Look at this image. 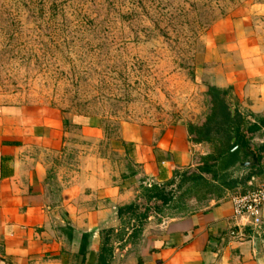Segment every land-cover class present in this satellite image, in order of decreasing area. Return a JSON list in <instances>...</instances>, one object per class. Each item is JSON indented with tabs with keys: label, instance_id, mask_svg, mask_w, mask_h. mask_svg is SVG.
<instances>
[{
	"label": "crops",
	"instance_id": "crops-1",
	"mask_svg": "<svg viewBox=\"0 0 264 264\" xmlns=\"http://www.w3.org/2000/svg\"><path fill=\"white\" fill-rule=\"evenodd\" d=\"M208 42L200 75L208 87L226 92L229 115V130L223 132L229 148L209 161L204 157L210 150L191 142L184 126H126L109 144L118 154L128 151L127 177L112 178L88 156L70 174H53L54 160L73 134L98 139L97 128L52 109L0 108V264H100V255L107 264H264V205L262 225L251 227L247 218L233 217L228 199L234 191L264 183V141H259L264 133V3L219 22ZM225 125L220 117L217 128ZM250 125L259 130L242 147L238 137ZM201 159L215 163L214 176L201 177L209 187L217 186V194L179 202L181 209L196 206L193 211L154 213L156 219L146 212L141 218L142 205L160 212L168 204L143 201L144 181L164 194L166 184L184 195L198 194L204 188L189 192L188 183H178ZM128 206L133 210L124 211ZM235 226L244 235L241 242L227 236ZM82 235L86 246L80 256Z\"/></svg>",
	"mask_w": 264,
	"mask_h": 264
},
{
	"label": "rangeland",
	"instance_id": "rangeland-1",
	"mask_svg": "<svg viewBox=\"0 0 264 264\" xmlns=\"http://www.w3.org/2000/svg\"><path fill=\"white\" fill-rule=\"evenodd\" d=\"M256 3L264 0H0V108L52 109L97 128L98 139L73 134L53 174H70L88 156L112 178L127 177L128 151L109 144L126 126H184L191 142L210 150L202 158L209 161L229 148L200 75L209 33ZM172 185L163 210L141 206L148 216L196 210L179 202L218 189L189 196Z\"/></svg>",
	"mask_w": 264,
	"mask_h": 264
},
{
	"label": "trees",
	"instance_id": "trees-1",
	"mask_svg": "<svg viewBox=\"0 0 264 264\" xmlns=\"http://www.w3.org/2000/svg\"><path fill=\"white\" fill-rule=\"evenodd\" d=\"M207 92L211 95L212 100L218 105L219 114L221 117V123L223 125H225L227 123V121L229 120V115L226 112V107L224 106V96H225L226 92L225 91H218L217 89H214L213 87H208ZM234 118H235V116L232 114L231 119L234 120ZM239 125H240V122H239ZM225 126H224L225 128L220 127L224 133L227 132V130H229V125L227 124ZM257 130H259V128L257 126H253V125H250L246 129H244L243 132L240 133V137H238L239 144L242 147H246V141H247L246 137H249L250 134H252L253 132H256ZM252 152H253V154L255 153L254 150L249 151V153H251V154H252ZM228 153H230V151H228ZM219 157L220 156H218L217 158H219ZM213 161H215V160H213ZM214 167H215L214 162L209 163V162H205L204 160L201 159V163L196 165L195 171L188 173V174L180 175V180H179L178 184L181 186L184 183L185 184L188 183V191L189 192H192L194 190H198L201 188H206L209 185V183L205 179H203V177H201V174H210L211 177H213L214 173H215ZM176 175H178V174L175 173V176ZM169 185H171V184H169ZM141 188H142L143 195L146 196L147 200L153 199V202L157 201L160 205H165L169 202L167 194H164L163 191L159 187H157L156 185H152L149 188H145V187H141ZM132 210H133V208L131 206L124 208V211H126V212H129ZM121 213H122V210L118 209V211H117L118 216H120ZM145 214H146V209L141 214V218H144ZM85 246H86V235H82L81 244H80L79 250H78V254L80 256L83 255L84 250H85ZM102 252L106 253V250L103 249ZM98 261L100 264H107L105 258L102 257L101 255L99 256Z\"/></svg>",
	"mask_w": 264,
	"mask_h": 264
},
{
	"label": "built area",
	"instance_id": "built-area-1",
	"mask_svg": "<svg viewBox=\"0 0 264 264\" xmlns=\"http://www.w3.org/2000/svg\"><path fill=\"white\" fill-rule=\"evenodd\" d=\"M154 185L152 181L146 180L142 186L149 188ZM171 187L174 188L173 185ZM170 188V186H169ZM168 192V190H166ZM228 199L231 203V212L233 217H245L251 227L262 225L261 208L264 205V183L244 192L234 191L229 194ZM227 236L238 242L244 238L239 226L230 228Z\"/></svg>",
	"mask_w": 264,
	"mask_h": 264
},
{
	"label": "water",
	"instance_id": "water-1",
	"mask_svg": "<svg viewBox=\"0 0 264 264\" xmlns=\"http://www.w3.org/2000/svg\"><path fill=\"white\" fill-rule=\"evenodd\" d=\"M230 113H231V115L233 114V111L232 110H230ZM236 144H237V142L235 143V146H236ZM235 148V147H234Z\"/></svg>",
	"mask_w": 264,
	"mask_h": 264
}]
</instances>
